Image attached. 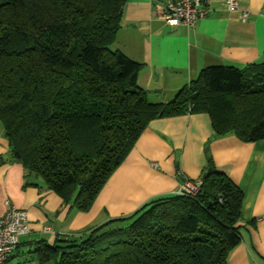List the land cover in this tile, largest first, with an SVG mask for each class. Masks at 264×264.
<instances>
[{
  "label": "trees",
  "instance_id": "trees-1",
  "mask_svg": "<svg viewBox=\"0 0 264 264\" xmlns=\"http://www.w3.org/2000/svg\"><path fill=\"white\" fill-rule=\"evenodd\" d=\"M126 1L0 0V124L7 141L0 164L19 163L24 185L39 179L76 211L90 209L152 119L202 112L215 137L264 140V50L242 68H202L172 99L150 101L137 83L142 64L111 47ZM196 180L194 193L151 199L51 245L41 240L33 258L226 264L241 240L243 193L214 165L207 145Z\"/></svg>",
  "mask_w": 264,
  "mask_h": 264
},
{
  "label": "crops",
  "instance_id": "crops-1",
  "mask_svg": "<svg viewBox=\"0 0 264 264\" xmlns=\"http://www.w3.org/2000/svg\"><path fill=\"white\" fill-rule=\"evenodd\" d=\"M165 1L127 0L111 45L142 64L137 83L150 101L172 99L169 96L202 68H242L261 59L264 0H236L248 11L245 21L238 12L228 11L224 0H208V15L193 27L167 25L158 14ZM206 145L214 165L243 193L237 222L241 240L229 251L226 264H264V140L243 142L234 134L215 137L209 116L202 112L152 119L86 212L71 213L72 208L62 206L61 198L39 179H29L37 186L24 185L19 163H1L0 216L13 207L26 210L29 219V232L19 237L7 264H38L32 254L37 242L51 245L56 237L82 233L177 192L184 179L199 177ZM6 153L0 128V155ZM104 210L107 216L99 219Z\"/></svg>",
  "mask_w": 264,
  "mask_h": 264
},
{
  "label": "built area",
  "instance_id": "built-area-1",
  "mask_svg": "<svg viewBox=\"0 0 264 264\" xmlns=\"http://www.w3.org/2000/svg\"><path fill=\"white\" fill-rule=\"evenodd\" d=\"M229 12H238L240 20L245 21L248 11L240 9L236 0H224ZM210 11L208 0H166L158 9L159 16L169 26H195L206 18ZM200 184L199 180H184L177 193H194ZM7 203V201H5ZM29 232L28 213L23 209L8 207L0 216V264H6L9 255L19 242V237Z\"/></svg>",
  "mask_w": 264,
  "mask_h": 264
},
{
  "label": "rangeland",
  "instance_id": "rangeland-1",
  "mask_svg": "<svg viewBox=\"0 0 264 264\" xmlns=\"http://www.w3.org/2000/svg\"><path fill=\"white\" fill-rule=\"evenodd\" d=\"M113 44V43H112ZM176 94V93H175ZM169 97H171V98H173L174 97V95L173 96H169ZM170 99V98H169ZM0 128H1V124H0ZM72 211H71V213H73V212H75L76 211V209H74V208H72L71 209ZM86 212V211H85ZM107 216V213H106V210H104V212H102V213H100L99 214V219H101V218H105ZM94 225H96V224H94ZM99 225V224H98ZM83 230V229H82Z\"/></svg>",
  "mask_w": 264,
  "mask_h": 264
}]
</instances>
